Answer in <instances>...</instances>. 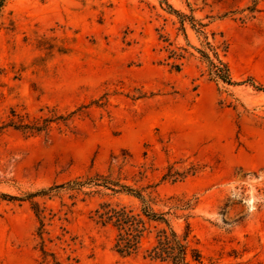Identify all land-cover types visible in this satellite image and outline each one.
Segmentation results:
<instances>
[{"label":"rangeland","instance_id":"rangeland-1","mask_svg":"<svg viewBox=\"0 0 264 264\" xmlns=\"http://www.w3.org/2000/svg\"><path fill=\"white\" fill-rule=\"evenodd\" d=\"M181 14L221 45L233 84L209 74L199 51L209 50L206 37ZM170 49L183 54L181 70ZM259 87L264 0H6L0 264H174L146 257L145 248L120 255L116 231L94 220L101 203L140 208L137 197L62 186L104 179L143 189L180 235L189 223L203 255L202 263L189 255L190 264H264ZM105 92L106 107L92 103ZM54 107L82 110L41 132L10 123Z\"/></svg>","mask_w":264,"mask_h":264},{"label":"trees","instance_id":"trees-1","mask_svg":"<svg viewBox=\"0 0 264 264\" xmlns=\"http://www.w3.org/2000/svg\"><path fill=\"white\" fill-rule=\"evenodd\" d=\"M6 0H0V11ZM172 8V6H170ZM173 9V8H172ZM179 13L178 10H174ZM190 21L193 28H196L206 37V47L208 51L199 50L202 57L208 62L209 74L222 81L233 84L234 81L230 76L228 64L220 57L219 49L221 45H216L208 40L207 34L201 30L205 26L204 23H199L201 28H197L198 24L195 16L181 14V23ZM169 59H173L171 66L177 70H181L182 64L180 60L184 58L183 54L178 53L175 49L169 50ZM264 89V87H259ZM109 93L105 92L100 99L92 101L99 107H106L109 103ZM82 107H86L83 105ZM78 108L66 113H60L58 108H51L49 116H39L29 119L24 115L19 116L18 120H12L10 123L17 129H23L31 132H41L48 130L51 123L58 122L68 125L75 120L79 111ZM92 181V179H90ZM85 185L104 186L114 192H124L137 197L141 201L140 208H133L125 204H112L110 202L101 203L95 210L94 220L102 226H110L116 231L114 238V249L122 256L136 255L143 248L145 256L150 259L161 261H172L174 264H190L188 256L192 257L193 261L202 263V252L197 247L191 244V226L188 223L184 235H180L172 226L165 212H158L153 206V200L148 199L143 194V189H136L130 185L121 182H82L73 180L62 186L71 190H81ZM33 196V194H32ZM40 211V210H38ZM38 216L42 215L37 212ZM43 231H41L42 233ZM149 245L144 247V243ZM44 253L46 251L43 248Z\"/></svg>","mask_w":264,"mask_h":264}]
</instances>
